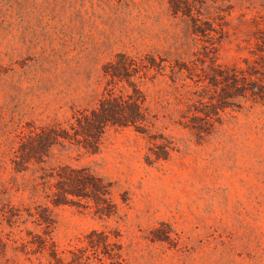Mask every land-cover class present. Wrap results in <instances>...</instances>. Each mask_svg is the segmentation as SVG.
<instances>
[{
  "label": "rangeland",
  "instance_id": "1",
  "mask_svg": "<svg viewBox=\"0 0 264 264\" xmlns=\"http://www.w3.org/2000/svg\"><path fill=\"white\" fill-rule=\"evenodd\" d=\"M231 3L222 41L206 56L169 0H0V191L7 190L0 198L16 205L29 195L22 188L29 175L11 163L24 125L66 127L73 110L96 105L104 66L120 52L167 59L144 90L159 132L173 141L168 159L149 164L150 143L133 127L110 129L96 152L68 142L54 148L50 165L89 168L111 181L118 206L104 220L92 209L52 207L64 256L106 228L120 232L126 264H264V103L229 108L210 133L200 132L180 123L189 115L191 74L170 76L178 60L208 71L261 60L264 0ZM7 233L3 264H47L16 254L13 240L25 231L0 219V235Z\"/></svg>",
  "mask_w": 264,
  "mask_h": 264
},
{
  "label": "trees",
  "instance_id": "2",
  "mask_svg": "<svg viewBox=\"0 0 264 264\" xmlns=\"http://www.w3.org/2000/svg\"><path fill=\"white\" fill-rule=\"evenodd\" d=\"M175 16L185 17L194 34L196 46L204 54H212L223 38V25L233 11L231 0H169ZM264 52V35L261 36ZM255 64L238 69H223L208 65L197 68L178 60L171 64V78L177 81L188 70L194 82L188 88L189 115L180 123L197 131L210 133L221 123L227 109H241L245 102L264 103V54ZM167 59L162 58V61ZM155 56H135L118 53L104 66L107 79L96 105L73 110L68 126L53 124L36 126L28 123L19 131L17 148L11 158L13 169L24 176L23 190L28 201L20 205L0 198V219L11 229L25 231L22 240L15 239L16 254L30 258L37 255L47 264H126L120 232L116 229H92L86 244L69 250L64 256L54 239L53 208L63 205L92 209L100 219H109L118 212L113 199L112 182L89 168L49 164L53 150L68 142L96 152L102 138L110 129L133 127L147 137L150 148L146 161L168 159L174 150L173 141L157 128V117L148 104L144 90L146 81L154 77V70L162 72L167 66ZM7 190L0 191V194ZM29 224L39 228L37 231ZM13 244V245H14ZM9 248V233L0 235V264Z\"/></svg>",
  "mask_w": 264,
  "mask_h": 264
}]
</instances>
